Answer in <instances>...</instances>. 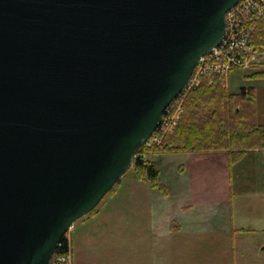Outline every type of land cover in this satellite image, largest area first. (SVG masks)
Listing matches in <instances>:
<instances>
[{"label":"water","instance_id":"water-1","mask_svg":"<svg viewBox=\"0 0 264 264\" xmlns=\"http://www.w3.org/2000/svg\"><path fill=\"white\" fill-rule=\"evenodd\" d=\"M239 1L0 0V264L49 263Z\"/></svg>","mask_w":264,"mask_h":264},{"label":"rangeland","instance_id":"rangeland-1","mask_svg":"<svg viewBox=\"0 0 264 264\" xmlns=\"http://www.w3.org/2000/svg\"><path fill=\"white\" fill-rule=\"evenodd\" d=\"M256 50L258 56L255 64L258 66L259 60L264 61V49ZM255 67L233 70L220 80L222 87L232 93L241 87L255 88L257 119L260 124H264V80L245 77L253 73ZM192 90H185L182 99L174 106V111L181 108L183 112L184 101ZM156 137L157 141L152 146L159 144L165 135L157 134ZM162 154L147 155L146 161L156 163L157 157ZM225 159L221 153L206 158V162H200L204 168L199 179L211 169L213 186L218 183L217 191L213 187L209 193L211 197L229 198L230 191L235 217L239 215L244 219L258 220L259 213L264 211V208H259L264 203V152L234 164L230 171V184L227 177L224 178ZM172 162L174 167L179 161L174 159ZM164 165L169 167L167 162ZM131 168L114 185L112 192L104 196L96 212L77 220L65 235L71 264H264V232L238 235L234 239L228 234L201 235L195 238H163L157 235L152 230L153 219L158 215L157 199L147 184L134 178ZM197 168L200 165L194 166V169ZM245 169L247 171L243 173ZM251 169L258 172H250ZM194 177L197 182L196 175ZM247 201L255 203L248 208ZM260 242L262 245L259 246Z\"/></svg>","mask_w":264,"mask_h":264},{"label":"trees","instance_id":"trees-1","mask_svg":"<svg viewBox=\"0 0 264 264\" xmlns=\"http://www.w3.org/2000/svg\"><path fill=\"white\" fill-rule=\"evenodd\" d=\"M250 45L254 49H264V15L257 22ZM245 77L264 80V70ZM220 79L204 80L188 93L173 132L167 133L159 144L151 148L144 145L137 151L131 168L137 181L148 184L163 196L167 195V189L159 178L158 166L146 161V156L151 154L219 151L227 153L232 165L248 151L264 150V125L257 121L255 89L241 87L232 93L222 87ZM185 93L183 91V96ZM95 209L90 214H94ZM60 244V250L66 252L65 237Z\"/></svg>","mask_w":264,"mask_h":264},{"label":"crops","instance_id":"crops-1","mask_svg":"<svg viewBox=\"0 0 264 264\" xmlns=\"http://www.w3.org/2000/svg\"><path fill=\"white\" fill-rule=\"evenodd\" d=\"M253 70L254 72L264 70V61L259 60L258 66ZM258 124L260 123L258 122ZM263 152L264 150L257 149L248 151L241 160ZM221 153L226 157L224 161V178L227 177L226 180H229L230 184L232 173L230 171L234 164L229 163L226 152L219 153V151H216L201 154L177 152L164 153L157 157L156 163L160 170L159 178L167 189V195L163 196L147 184L157 199L158 215L154 217V224L152 225V230L157 235L163 238L172 236L195 238L201 235L228 234L234 239L238 235L249 236L259 231L264 232V211L259 213L258 220L244 219L239 215L235 217L230 200V191L229 198L224 196L222 199H217L212 198L209 194L213 191V187L215 192L218 189V183H214L213 186L212 170L209 169L202 176V179H199L204 168L200 162H206L204 161L206 158H212L215 155H221ZM174 159L179 162L172 167V160ZM165 162L169 164V167L164 165ZM195 165H200V168L194 169ZM245 171L247 170L245 169L243 173ZM250 172L258 171L251 169ZM194 175L197 177V182ZM209 181L210 183H208ZM204 192L205 195L203 196ZM247 203H249L247 206L250 208L255 202L247 201ZM261 204L262 206L260 205L259 208H264V203ZM240 215L242 214L240 213ZM232 243H234V240H232ZM260 245H262L261 242Z\"/></svg>","mask_w":264,"mask_h":264},{"label":"built area","instance_id":"built-area-1","mask_svg":"<svg viewBox=\"0 0 264 264\" xmlns=\"http://www.w3.org/2000/svg\"><path fill=\"white\" fill-rule=\"evenodd\" d=\"M264 15V0H240L225 14V32L221 42L208 54L200 57L185 90L195 89L202 79L226 77L237 69H250L255 64L258 51L250 45V37L258 20ZM182 93L166 108L157 130L145 146L150 147L156 142L157 134L170 133L177 124L182 110L176 103L182 99ZM65 237V236H64ZM59 243L48 264H71L69 251L62 252Z\"/></svg>","mask_w":264,"mask_h":264},{"label":"bare ground","instance_id":"bare-ground-1","mask_svg":"<svg viewBox=\"0 0 264 264\" xmlns=\"http://www.w3.org/2000/svg\"><path fill=\"white\" fill-rule=\"evenodd\" d=\"M190 77H191V76H190ZM94 209H95V208H94ZM94 209H93V210H94ZM72 226H73V225H72ZM70 229H71V228H70ZM66 234H67V233H66Z\"/></svg>","mask_w":264,"mask_h":264}]
</instances>
